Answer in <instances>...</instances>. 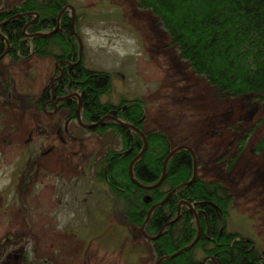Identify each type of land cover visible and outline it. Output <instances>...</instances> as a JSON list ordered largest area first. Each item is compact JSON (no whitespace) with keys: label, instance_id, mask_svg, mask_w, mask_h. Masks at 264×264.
Masks as SVG:
<instances>
[{"label":"rangeland","instance_id":"1","mask_svg":"<svg viewBox=\"0 0 264 264\" xmlns=\"http://www.w3.org/2000/svg\"><path fill=\"white\" fill-rule=\"evenodd\" d=\"M66 1L82 64L111 76L100 101L140 98L146 129L193 147L198 177L229 189L226 230L251 239L264 264V101L213 96L136 0ZM55 69L49 56L0 59V249L6 235L25 243L29 264H157L143 223L128 224L124 203L96 176L120 139L31 102Z\"/></svg>","mask_w":264,"mask_h":264},{"label":"trees","instance_id":"2","mask_svg":"<svg viewBox=\"0 0 264 264\" xmlns=\"http://www.w3.org/2000/svg\"><path fill=\"white\" fill-rule=\"evenodd\" d=\"M136 2L159 19L170 43L193 72L205 77L213 96L232 98L252 94L264 101V0ZM66 4V0H21L10 7L1 5L0 55L7 50L5 56L12 62L31 55L51 57L63 70V76L53 86L54 95L65 94L66 89L77 92L83 123L111 116L87 131L101 135L111 130L120 139L119 149L105 151L96 176L124 203L120 212L125 221L140 227L148 209L156 204L144 224V231L151 237L155 258L167 257L160 264H202L195 254L197 248L202 256L214 257L216 264H263L251 239L226 230L231 196L221 183L207 182L196 175L193 182L177 188L159 204L172 189L190 180L194 165L188 150H177L168 158L159 185L145 187L160 179L164 158L178 144L170 143L161 130L145 128L142 99L115 105L100 101V96L110 88L111 76L106 71L86 68L81 59L75 64L79 47L71 27V14L64 10L57 22L58 13ZM18 14L22 16L16 17ZM56 24L58 27L51 35H36L50 32ZM49 96L50 89L45 88L31 102L41 108ZM62 106L70 109V116H76V99L66 98ZM121 122L133 125L145 135L147 147L132 165L134 178L140 185L130 180L128 163L143 148V139ZM191 149L196 160L197 154ZM180 201L183 203L178 208ZM192 210L200 227L197 241L188 250L168 257L194 240L197 225Z\"/></svg>","mask_w":264,"mask_h":264},{"label":"flooded vegetation","instance_id":"3","mask_svg":"<svg viewBox=\"0 0 264 264\" xmlns=\"http://www.w3.org/2000/svg\"><path fill=\"white\" fill-rule=\"evenodd\" d=\"M55 70L58 73L57 74H53V76L50 79L49 85L46 87V88H49L50 89V96L43 102V105H45L46 107H48V109L50 110L49 111L50 114H57V113L60 114L61 111H62V112L67 113V116L70 117V119L71 118H73V119L75 118V120H77V107H78V103H80L79 117L81 119V116H80L81 99H80V96H79V94L77 92H75L73 90H71L70 92H68V90L66 89V93L65 94H60V95H57V96L54 95V93L52 91L53 86L63 76V70L61 69L60 65H58L57 62H56V69ZM44 90L45 89H43V91ZM43 91H41V94L43 93ZM66 98H73V99H76V101H77V107H76V110H75V114H76L75 117L70 116V109L69 108H67L65 106H62V103L66 100ZM106 118H111V116L110 115H106V116L102 117V120L101 121H103ZM100 122H99V124H100ZM77 123L80 125V123L78 122V120H77ZM94 123H96V122H94ZM94 123H90V124L82 123V124L92 125ZM99 124L94 125V126H98ZM94 126H91V127H84V126H82V127L85 128V130H88V129L94 127ZM141 132H143V131H141ZM196 175H197V173H196ZM182 203L180 201L178 203V206L177 207L179 208ZM192 212H193V214H196V212L194 210H192ZM194 217H195V215H194ZM2 240L6 243V245H4L0 249V264H29L30 263L28 261L29 260V252H28V248L25 245V243H21L20 241L14 242L12 240V238L7 237L6 235L3 236V239ZM207 261H211L212 264H216L214 257L207 256V255L201 256V263L202 264H205Z\"/></svg>","mask_w":264,"mask_h":264},{"label":"water","instance_id":"4","mask_svg":"<svg viewBox=\"0 0 264 264\" xmlns=\"http://www.w3.org/2000/svg\"><path fill=\"white\" fill-rule=\"evenodd\" d=\"M67 6H68V5H67ZM63 11H64V8L58 13V15H57V21H58V19H59L61 13H62ZM15 16H16V17H20V16H22V15H21V14H18V15H15ZM35 18H37V14H35ZM72 19H73V18L71 17V27H72V31H73V33L75 34V31H74V28H73V25H72ZM31 22H32V21H30V23H31ZM28 24H29V23H28ZM26 26H27V25L24 26V30H25ZM57 27H58V24H56L55 28H54L52 31L47 32V33H36V35H37V36H49V35H51L53 32H55V30H56ZM75 35H76V34H75ZM77 38H78V37H77ZM78 39H79V38H78ZM78 41H79V56H78V60L75 62V64L79 63L80 58H81V44H80V40H78ZM6 53H7V50L4 51V53H2V54L0 55V59H1ZM79 108H80V103H78V107H77V120H78V122L80 123V125H82V126H84V127H91V126H94V125L99 124V122L102 120V118H101L100 121H98V122H96V123H94V124H92V125L82 124V122L80 121V117H79ZM121 123H122V122H121ZM122 124H123V125H126V126H129L130 128L134 129L136 132H138V133L140 134V136H141L142 139H143V148L141 149V151H140V152H139V153H138L133 159H131V161H130L129 164H128V176H129L130 180H131L132 182H134V183L140 185V184L135 180V178H134L133 171H132V165H133L134 161H135V160H136V159H137V158H138V157L144 152V150H145L146 147H147V142H146V139H145V135H144L143 132H141L138 128L134 127L133 125H130V124H127V123H122ZM180 149H186V150H188V151L192 154V157H193V165H194V166H193V171H192V176H191V178H190L189 181H187V182H185V183H181L180 185H178L177 187H175L174 189H172V190L168 193V195H167L162 201H160L159 204L163 203V202L165 201V199H166V198H167L172 192H174L177 188H179V187H181V186H183V185H188V184H190L191 182L194 181V179H195V177H196V160H195V157H194V155H193V152H192V150H191V148H190L189 146L184 145V144H180V145H177V146L173 147V148L169 151V153L166 155V157L164 158L163 163H162V175H161L160 179H159L156 183H154L153 185H149V186H145V187H146V188H153V187L159 185V183H160V182L163 180V178H164V168H165V164H166L168 158H169L171 155H173L174 152H176L177 150H180ZM181 203H182V202H181ZM184 204L187 205V206H190L189 203H185V202H184ZM154 206H156V204H155V205H152V206L148 209V211H147V215H146V219H145V221H144L142 227H143L144 224L146 223V221H147V219H148V217H149V215H150L152 209L154 208ZM194 215H195V218L197 219V215H196V214H194ZM142 227H141V228H142ZM199 235H200V228H198V230H197V234H196L194 240H193L190 244H188V245H186L185 247L179 249L176 253H173L172 255H170V256H168V257H173L174 255L179 254V253H181V252H183V251L188 250L189 248H191V247L195 244V242L197 241ZM164 258H167V257H161V258H159V259L157 260V264H160V262H161Z\"/></svg>","mask_w":264,"mask_h":264}]
</instances>
